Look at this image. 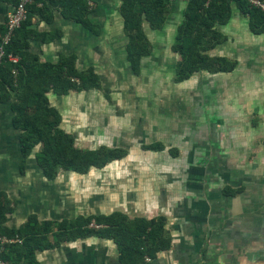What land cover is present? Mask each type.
Wrapping results in <instances>:
<instances>
[{
  "label": "rangeland",
  "instance_id": "1",
  "mask_svg": "<svg viewBox=\"0 0 264 264\" xmlns=\"http://www.w3.org/2000/svg\"><path fill=\"white\" fill-rule=\"evenodd\" d=\"M175 20L169 18L162 32L144 23L153 52L142 59L138 76L124 59L128 37L120 31L111 35V49L102 48L92 58L86 52L79 64L80 69L94 71L99 89L48 93L50 106L61 116L58 128L72 135L78 148L117 147L125 149L127 156L82 175L61 170L55 179L47 180L37 169L33 155L37 148L21 174L11 150L15 145L9 147L10 156L7 151L0 154V184L3 180L17 202L10 222L30 214L39 220L61 221L109 214L120 207L132 214L158 197L187 202L186 198L195 196L193 190L204 185L203 180L219 188L224 178L240 181L243 177L249 188L264 192V49L255 47L256 43L251 49L242 46L239 57L247 66H240L235 75L199 72L175 83L179 56L170 46L181 23ZM2 125L6 130L1 140L14 144L19 134L8 122ZM155 142L163 144L164 150L141 149ZM173 149L178 150L176 156ZM258 172L253 179L251 175ZM252 194L253 190L245 191L250 201ZM251 202L245 224L250 234L246 236H264V221L256 225V219L264 216V207ZM63 245L55 257H61L64 264H116L118 260L112 243L105 240L86 239L80 247ZM251 245L252 240L247 247ZM70 247L75 251L73 257L70 252L65 254ZM40 259L44 264L54 260L51 254Z\"/></svg>",
  "mask_w": 264,
  "mask_h": 264
},
{
  "label": "trees",
  "instance_id": "2",
  "mask_svg": "<svg viewBox=\"0 0 264 264\" xmlns=\"http://www.w3.org/2000/svg\"><path fill=\"white\" fill-rule=\"evenodd\" d=\"M1 1L13 6L19 2ZM258 1L264 4V0ZM232 3L236 4L241 15L248 18L252 34L264 33V12L248 0H188L171 47L179 56L175 83H182L199 72L231 73L236 68V61L209 54L225 40L216 27L228 23ZM49 5L61 9L66 20L99 34V27L88 18L91 8L86 0H32L26 6V19L5 45L1 37L6 28L0 26V104H10L11 126L20 133V173H24L27 158L37 148L34 154L36 164L45 179L53 180L61 170L82 175L91 169H102L125 158L127 151L104 145L95 149L78 148L75 138L58 128L61 116L50 106L48 93L66 95L70 91L99 89L100 81L92 69H77L74 55L62 56L53 64L41 62L29 51L30 40L45 42L59 36L58 33H38L31 28V19L35 15L45 17ZM171 5L167 0H120L119 13L128 37L126 58L135 76L141 72V60L152 52L143 23L153 30H162ZM141 149L158 152L164 150V145L155 142L143 145ZM172 152L176 156L178 150ZM242 190L226 187L223 194L235 196ZM14 211L15 203L0 191V262L3 264H40L37 253L91 237L112 241L119 264H146L171 246L164 216L130 218L121 212H113L54 221L39 220L31 214L20 226H8L7 217Z\"/></svg>",
  "mask_w": 264,
  "mask_h": 264
},
{
  "label": "crops",
  "instance_id": "3",
  "mask_svg": "<svg viewBox=\"0 0 264 264\" xmlns=\"http://www.w3.org/2000/svg\"><path fill=\"white\" fill-rule=\"evenodd\" d=\"M86 1L91 8L88 18L92 24L99 27L98 35H95L80 24L66 20L61 14V9L49 5V13H47L45 17L35 15L31 19V28L38 33H58L59 36L51 41L45 42L40 39H32L29 41V51L32 54L37 55L41 62H49L53 64L57 63L62 56L74 55L76 58L75 65L77 69L85 70L83 68L80 69L79 64L86 52L88 57L92 58L94 57L93 53L100 52L102 48L111 49L113 40L111 39V35H115V33L122 31L125 36L123 19L119 13L120 0ZM187 2V0H177L172 3L170 14L162 30H153L150 27L149 28L152 31L162 32L167 28L169 18H175V21H179L180 23L183 20ZM13 8V5L0 0V26L5 25ZM231 10L232 13L228 23L216 27V30L224 36L225 40L211 50L209 54L211 56L225 57L234 60L237 65L231 73L215 74L219 76L226 74L235 75L239 71L238 68L240 66H247V64L244 63V60L241 61V58L239 57L242 46H249L251 49L254 47L253 43H256L255 47L264 49V33L261 35H254L250 32L248 18L240 14L235 3L231 4ZM114 22L116 23V26L113 25ZM144 25L145 24L143 23V29ZM240 34L245 35L246 38H242ZM150 43L153 52V44L151 41ZM247 43L251 45H248ZM126 45L127 42H125L124 45L123 56L127 61ZM97 55H99V53ZM174 55L176 56V54ZM0 113L1 137L2 131L6 130V127L2 124L6 121V123L8 122L11 126L12 112L10 104H0ZM11 129L20 135L19 131L14 130L12 126ZM19 135H17L14 144L10 143L11 140H6L4 142L0 138V154L3 153V151L8 152L10 150L9 147L15 145L13 147L14 149L11 150L12 152L14 151L13 154L16 164L19 163L20 166L22 155L19 148ZM8 154L10 156L11 152H8ZM34 159L32 157L31 160L34 162ZM37 169L40 170V168ZM258 176L259 172L251 175L253 179L256 177L258 178ZM241 179L242 180L240 181H229L224 178L225 183L219 188L214 185H207L203 180L204 185L200 187V190L196 187V190H193L195 196L186 198L187 202L182 199L180 203H177L169 197H164L165 199L158 197L151 202L149 201L147 204H142V206L137 209L136 213H132L133 216H130L132 214L129 213V209L124 207H120L111 213L121 212L130 218L139 217L152 219L157 216H164L166 218L165 229L171 237V246L168 250L158 253L154 260L147 261L146 264H264V236L261 234L255 235V233H253L248 237L246 235L250 234V229L248 230V228H245V224L247 223L246 217H248L246 211L249 208V203H252L251 201H253L258 207H264V192H260L259 194V192L254 191L256 189L249 188V186L243 182V177H241ZM4 184L5 183L2 180L0 191H4L15 203L16 210L17 202L8 193ZM226 187L232 189L243 188V190L235 196H227L223 194V189ZM247 190H253V194L250 197L251 201L248 196L245 195V191ZM188 191L191 192L190 189H188ZM28 216L29 215L24 216L20 221L12 223L10 222V218L15 217L14 211L13 214L7 217L6 224L8 226L18 227L26 221ZM256 221V225L261 226L264 221V216L258 217ZM91 238L98 239V242L104 240L95 237ZM91 238H87V240ZM85 240L86 239L70 242V245L73 244L72 246L76 245L80 247L79 244L81 242L84 243ZM251 240L252 245L247 247V245L251 243ZM105 241L112 243L117 254L114 243L109 240ZM65 244L67 245V243ZM63 246L64 245L62 244L59 248L37 253V260L40 264H44L41 261L40 256L51 254L54 259L51 264H64V260L62 261L61 257L57 260L55 257L56 254L60 255L62 253L59 250L62 249ZM71 248L73 249V247H70L65 254L67 253L68 255V252H70V256L73 257L75 251H70L72 250ZM65 264H70V262ZM116 264H119L118 260L116 261Z\"/></svg>",
  "mask_w": 264,
  "mask_h": 264
},
{
  "label": "built area",
  "instance_id": "4",
  "mask_svg": "<svg viewBox=\"0 0 264 264\" xmlns=\"http://www.w3.org/2000/svg\"><path fill=\"white\" fill-rule=\"evenodd\" d=\"M169 3H173L177 0H167ZM188 1V0H187ZM251 5L260 8L264 12V4L258 0H248ZM32 0H19L18 4L14 6L12 12L9 14L5 23L6 32L1 37L2 44L5 45L9 41L13 31L20 27L21 23L26 19V6L29 5ZM2 52L0 53V57ZM13 61H16L13 59ZM6 242V240H2ZM0 264H3L0 262Z\"/></svg>",
  "mask_w": 264,
  "mask_h": 264
}]
</instances>
